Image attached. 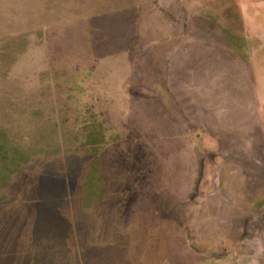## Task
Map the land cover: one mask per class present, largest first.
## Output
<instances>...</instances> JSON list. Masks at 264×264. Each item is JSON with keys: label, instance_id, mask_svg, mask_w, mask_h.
I'll use <instances>...</instances> for the list:
<instances>
[{"label": "rangeland", "instance_id": "374dc122", "mask_svg": "<svg viewBox=\"0 0 264 264\" xmlns=\"http://www.w3.org/2000/svg\"><path fill=\"white\" fill-rule=\"evenodd\" d=\"M1 262L264 264V0H0Z\"/></svg>", "mask_w": 264, "mask_h": 264}, {"label": "trees", "instance_id": "16d2710c", "mask_svg": "<svg viewBox=\"0 0 264 264\" xmlns=\"http://www.w3.org/2000/svg\"><path fill=\"white\" fill-rule=\"evenodd\" d=\"M22 261V260H21ZM1 264H2V262H1Z\"/></svg>", "mask_w": 264, "mask_h": 264}]
</instances>
